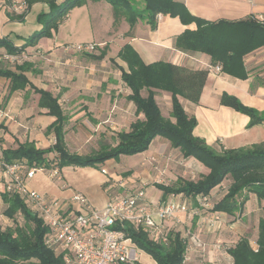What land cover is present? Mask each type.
<instances>
[{
  "label": "crops",
  "instance_id": "0c3cea01",
  "mask_svg": "<svg viewBox=\"0 0 264 264\" xmlns=\"http://www.w3.org/2000/svg\"><path fill=\"white\" fill-rule=\"evenodd\" d=\"M137 1L142 9V0ZM175 1L182 2L193 17L208 22H237L251 17L264 24V0ZM0 7V39H8L16 48L24 46L26 39L41 30L38 15L49 11L46 3L36 2L19 21L15 19L17 15L8 9L6 0H0ZM127 21L123 15L116 17L107 2L88 1L85 6L68 14L52 38L39 40L36 46L26 48L21 55H7L5 49L0 48V63L13 71L17 66L25 65L23 74L28 80L26 87L13 91L11 80L0 77V153L3 149H17L26 143H32L43 151L55 145L56 136L50 129L57 120L48 114V110L40 107L39 91L49 92L58 99L66 117L63 133L71 154L93 156L103 144L116 146L119 133H128L134 122L144 120V115H137L135 104L128 99L132 91L122 79L123 71H128V67L118 55L126 45L134 49L145 65L168 63L193 72H207L197 103L180 98L186 113L196 119L195 137L204 140L218 152L264 144V123L250 128L249 116L221 103L222 97L227 94L245 107L264 115L263 48L244 57L248 77L241 80L222 72L213 73L210 67L214 65L205 54L187 55L176 48L177 38L186 30H196V24L183 25L179 18L165 15L160 16L155 27L143 19H139L133 27ZM78 43H95L98 48L93 54L67 50L68 46ZM153 91L162 115L170 118L171 93ZM141 95L147 97L148 92L141 91ZM46 157L48 161H54L57 155L50 153ZM125 157L128 158L126 163ZM177 163L182 167L190 164L205 175L209 173L200 162L183 158L180 151L172 148L167 140L157 137L145 152L102 163L101 169L106 170L107 174H101L95 185L84 184L83 181L71 182L61 169L60 179L64 181V190L60 195L70 199L73 194H82L92 207L100 210L116 197L139 190L144 191L145 199L159 203L163 193L156 185L169 186L173 181L175 184L179 177L186 179L189 173L179 168ZM52 169L45 171L50 173ZM35 185L30 183V188L26 186L38 193L45 192ZM1 187L0 177V190ZM149 188L154 190L150 195L146 191ZM224 195L221 188H214L206 206L200 205L201 196L192 199L183 194L169 195L165 202L180 196L182 203L197 210L196 213L191 210L179 215V222L166 221L163 231H178L187 220L195 219L199 222L196 235L205 242L215 239L235 246L241 238L248 237L251 246L256 249L264 201L259 202L252 193L244 194L240 201L244 198L247 200L242 210L236 213L242 217V222H239L235 216L212 211L213 204ZM2 208L4 210L6 206L0 196ZM216 214L222 215L225 224L220 231L211 233L205 225ZM2 217L4 223L9 220L4 214ZM204 251L206 254L203 257L214 264H233V258L228 253L215 252L210 246ZM192 252V259L202 253L199 249ZM193 263L195 260L190 264Z\"/></svg>",
  "mask_w": 264,
  "mask_h": 264
},
{
  "label": "trees",
  "instance_id": "16d2710c",
  "mask_svg": "<svg viewBox=\"0 0 264 264\" xmlns=\"http://www.w3.org/2000/svg\"><path fill=\"white\" fill-rule=\"evenodd\" d=\"M88 1L107 2L115 16H125L132 27L139 19L155 27L159 15L179 18L183 25L196 24V30H186L177 38L176 48L187 55L205 54L211 58L214 66H221L222 73L241 80L248 77L244 57L264 49V24L255 19L208 22L193 17L182 2L175 0H142V9L137 0H27L28 10L36 2L46 3L49 7L48 13L38 15L41 30L26 39L21 48L14 47L8 39H0V48H4L7 55H21L26 48L36 46L39 40L52 38L68 14L85 6ZM24 16H16L15 19L22 21ZM118 57L128 67V71L122 74L123 82L132 91L128 99L135 104L137 115H144V120L134 122L128 133H119L116 146L103 144L93 156L71 154L63 133L66 117L58 99L49 92L39 91L40 107L48 110V114L57 120L50 129L56 136L55 145L44 151L32 143L22 144L17 149H3L1 154L4 160L8 164L23 162L29 168L53 167L61 170L66 166L97 167L120 156L129 157L145 152L157 137H161L172 148L178 149L183 158H193L209 170L208 174L201 175L196 181L180 178L173 185H156L163 193V202L171 194H183L192 199L199 196L208 198L214 188L219 187L225 190V195L213 204L212 211L235 216L247 200L244 198L240 201L244 194L252 193L259 202L264 201V144L218 152L193 134L196 119L186 113L180 98L197 103L207 72H193L168 63L145 65L130 45L124 46ZM14 69L0 63V77L11 80L13 91L28 85L23 74L25 65ZM144 90L148 92L147 97L141 95ZM153 90L171 93L170 118L162 115ZM221 103L249 116L250 128L264 123V115L245 107L234 97L225 94ZM50 153L57 155L56 160H47L46 156ZM0 196L6 206L3 214L13 222L6 229L0 228V264H65L62 255L45 245L49 232L47 225L33 213L26 198L7 193L2 187ZM262 212L257 248L253 249L248 237L241 238L235 246L230 245L227 253L233 258V264H264V207ZM18 216L22 217L24 225L16 222ZM122 230L136 248L149 254L157 264H185L189 244L180 232L171 230L166 233L167 242L164 243L162 237L154 239L147 228H137L127 223Z\"/></svg>",
  "mask_w": 264,
  "mask_h": 264
},
{
  "label": "built area",
  "instance_id": "2783aa9c",
  "mask_svg": "<svg viewBox=\"0 0 264 264\" xmlns=\"http://www.w3.org/2000/svg\"><path fill=\"white\" fill-rule=\"evenodd\" d=\"M6 5L17 16L28 11L26 0H6ZM97 48L95 43H78L68 46L67 50L79 54H93ZM210 70L219 74L221 66L210 67ZM42 171L45 168H29L23 162L8 164L0 153L3 190L26 198L33 213L47 225L49 232L45 245L56 254L62 255L65 264H138L137 248L122 230L125 224L147 228L154 239L162 237V242L166 243L164 223L173 220L179 222V215L191 210L196 213L197 210L182 203L180 196H176L171 202L159 201L154 204L145 199L143 190L118 196L102 210L92 207L88 199L79 193L73 194L69 201L59 206L26 186L27 180L33 179L37 172ZM103 173L107 174V171L103 170ZM49 176L59 180L60 169L53 168ZM207 204L209 199L201 198L200 205ZM224 224L222 215L216 214L207 222L208 231L218 232ZM188 238L195 248L205 250L204 243L198 237L189 233ZM229 248L230 245L219 241L212 245L215 252L226 253ZM189 249L188 246L187 252Z\"/></svg>",
  "mask_w": 264,
  "mask_h": 264
},
{
  "label": "rangeland",
  "instance_id": "374dc122",
  "mask_svg": "<svg viewBox=\"0 0 264 264\" xmlns=\"http://www.w3.org/2000/svg\"><path fill=\"white\" fill-rule=\"evenodd\" d=\"M124 161H125L124 163H126L128 161V158L125 157ZM176 162H178V161L176 160ZM101 166H102V164H98L97 167H91V166H89V167H77L76 170H75V167H73V166L72 167L66 166V167H63L62 170L64 173L63 175H66V177L68 178L67 180H70L71 182L78 183L79 181H83L84 184L90 183V184L95 185L98 182V180L100 179L101 174L105 175V173H103V170L101 169L102 168ZM178 166L184 172H186V170H188L189 173L186 176V180L196 181L200 178L201 175H203L201 172H199L198 169H195V167H193L190 164H185V167H182V165H179V164H178ZM179 178H181V177H179ZM173 182L169 183V184L172 185ZM30 183H33V186H34V184H36L35 186L37 188L39 187V189L45 191L44 193H39V194L44 196V197L46 196V198H48V200L54 204H58L60 206L61 204H64L67 201H69V199H64L60 195V193L64 190V188H63L64 181H62L61 179H60V181H58V179L51 180V178H49V171L48 172H46V171L45 172L44 171L37 172L36 176L33 179L27 180L26 185L29 187ZM30 190H32V189H30ZM146 191L148 192V195H150L154 190H153V188H149ZM222 191H225V190L222 189ZM207 212H210V211H207ZM2 216H3V208L0 209V228L6 229L7 227L13 225V222L10 220H6L7 222L4 223ZM241 218L242 217L240 214L235 215L236 221L238 220L239 222L240 221L242 222ZM16 222L20 225H24L23 224L24 221H23L22 217H20V216L16 217ZM198 224H199V222L195 219L192 221L187 220L186 224H184L182 227L178 228V232H180L181 235L187 239V243L189 244L188 246L190 247L189 251L186 254L187 260H186L185 264H190L192 260H195V264H214L212 261L206 259L205 256L203 257V255L206 254L205 251L204 252L202 251L201 256L196 255L195 258L192 259V253H193L192 250L194 251L197 248H195L194 245L190 242L188 235L190 233V234L194 235L195 237H198L196 235V228H197ZM205 226L208 229L207 224ZM200 240L204 243L205 248H207V246H210L212 248V245L215 242L217 243V240H215V239H211V240L208 239L207 242H205L203 239H200ZM226 245H228V244H226ZM137 252L139 255L138 256L139 258L137 261L138 264H157L155 262V260L149 254L141 251L138 248H137ZM222 253H225V252H222Z\"/></svg>",
  "mask_w": 264,
  "mask_h": 264
}]
</instances>
